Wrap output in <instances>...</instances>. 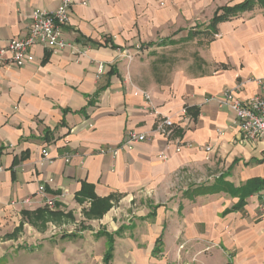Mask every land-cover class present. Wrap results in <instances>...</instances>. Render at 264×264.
Listing matches in <instances>:
<instances>
[{"label": "crops", "instance_id": "crops-1", "mask_svg": "<svg viewBox=\"0 0 264 264\" xmlns=\"http://www.w3.org/2000/svg\"><path fill=\"white\" fill-rule=\"evenodd\" d=\"M244 1L73 0L64 34L79 53L35 47L34 63L0 69V264H104L107 239L97 235L122 227L111 264H169L168 242L184 249L192 245L189 258L195 264L212 255L200 254L209 243L221 250L224 264H264V191L228 215L224 212L239 199L224 193L187 198L192 185L177 205L171 202L178 179L198 176L201 185L223 175L240 187L264 178V140H246L234 113L211 100L227 90H237L243 100L261 93L256 80L264 79V9L220 23L214 34L208 29L219 8ZM59 4L0 0V46L28 35L34 10L53 12ZM206 33L210 40L197 49L193 63L170 72L163 51ZM185 107L193 117L187 126L179 120ZM164 117L177 122L180 153L175 140L151 137ZM129 132L150 138L116 158L98 154L100 148L120 145ZM26 153L14 167L15 158ZM162 153L166 161L158 158ZM83 183L93 185L99 198L120 197L103 219L90 221L102 229L93 231L96 226L86 223L89 234L52 236L25 222L22 211L43 209L47 201L56 203L52 211L71 215L61 209L71 201L79 205ZM42 185L46 193L39 194ZM140 196L165 197L166 203L155 219L147 214L117 223L115 206ZM29 199V207L21 205ZM22 223L18 236L10 237ZM31 230L36 234L28 237ZM162 235L163 252L155 256Z\"/></svg>", "mask_w": 264, "mask_h": 264}, {"label": "built area", "instance_id": "built-area-1", "mask_svg": "<svg viewBox=\"0 0 264 264\" xmlns=\"http://www.w3.org/2000/svg\"><path fill=\"white\" fill-rule=\"evenodd\" d=\"M73 0H60L58 8L53 12H47L40 9L33 11L31 15V24L28 29L26 37L15 38L8 41L5 45L0 46V69L14 67L24 68L35 62L36 57L33 49L40 47L49 51H65L72 49L74 53H79L72 43H70L64 34L65 27L70 23L71 8ZM0 39V44H1ZM104 67L99 68V73L103 74ZM261 88V93L248 100L241 99L237 90H227L222 95L214 97L211 100L218 103L221 108L229 109L236 117L237 123L240 127L246 140H264V79L256 80ZM149 98L148 95H146ZM180 123L190 125L193 121L192 115L189 113V107H185L180 115ZM177 129V122L170 118L164 117L160 119L156 127L151 133V137L159 135L167 141L175 140V132ZM150 136L141 135L135 132H129L122 143L117 147H103L98 150V154L105 156L110 155L114 158L125 151H132L139 143L145 142ZM175 151L180 153L184 147L183 143L176 139ZM168 146L167 149H169ZM212 149L207 148V152ZM42 156L45 160L49 159V152L44 149ZM166 161L168 155L162 153L158 157ZM71 157H66V162L69 163ZM0 171L2 169L0 168ZM54 181L50 179L49 184ZM46 193L45 185L39 188V194ZM51 204L52 201H47ZM17 203L13 202L11 205L15 206ZM32 204L31 199L21 203L24 207H29ZM260 209L264 213V200L260 204Z\"/></svg>", "mask_w": 264, "mask_h": 264}, {"label": "trees", "instance_id": "trees-1", "mask_svg": "<svg viewBox=\"0 0 264 264\" xmlns=\"http://www.w3.org/2000/svg\"><path fill=\"white\" fill-rule=\"evenodd\" d=\"M257 8L264 9V0H246L241 4H237L233 7H223L219 8L211 21L208 29L212 31V34L216 32V27L223 22H227L232 18H235L243 13L254 11ZM103 89L99 90L95 94L94 98L89 102V107L94 106L95 101L98 99L99 95ZM85 109L83 112H86ZM189 113L192 114V109L189 108ZM28 154L26 153L20 159L15 158L14 167L19 165L22 161L27 159ZM225 176H220L215 179L213 183H206L201 185H192L184 193L187 198L202 197L216 194H227L233 198L239 199V202L232 208L224 212V215H228L233 212L241 211L247 204V199L255 194H259L264 191V178H256L247 181L240 187H235L232 183L225 180ZM120 200L119 196H110L108 198H99L95 193V188L93 185L88 183L82 184L81 191L76 195V201L79 205L84 206L83 215L89 221L101 220L104 218L108 212L114 207V204ZM86 206V207H85ZM162 207L161 205L156 206L153 211L149 214L148 218L155 219L157 216V210ZM23 218L25 222H28L34 227H45L46 224L62 220L63 218H71L72 215H64L60 212H54L49 207L43 209H38L34 212L22 211ZM24 223L16 229L13 235L10 237H17L21 232ZM90 229V228H89ZM124 231L122 227L117 233L110 234L108 232L102 231L98 233L97 237H105L107 239V252L104 256V264H111L113 260V253L115 247V237H120ZM164 242L163 235L158 238L153 254L156 256L163 252Z\"/></svg>", "mask_w": 264, "mask_h": 264}, {"label": "rangeland", "instance_id": "rangeland-1", "mask_svg": "<svg viewBox=\"0 0 264 264\" xmlns=\"http://www.w3.org/2000/svg\"><path fill=\"white\" fill-rule=\"evenodd\" d=\"M239 0H229V5L235 4ZM203 39V40H202ZM210 40V36L206 33L205 35L199 36L197 40L188 42V43H181L176 46H169L166 50L163 52L168 54V58H170V63H168V67L170 69V72H173L175 70H178L179 68L189 67L191 63L196 59V53L197 49L201 46H204L207 44V42ZM161 52V51H160ZM165 69V68H164ZM200 181V177H190V180L188 178L178 179L174 182V188L176 196L171 200L174 201V203H178V199L183 198V191L184 188H186L188 185H197ZM205 182V180H202L201 183ZM165 197H159L156 198V201L154 198L149 196H140L137 199H134L133 201H126L122 203L121 205L117 204L115 207L120 210H117V214L115 216V221L118 222H125L130 223L135 222V220L141 219L140 216H144L147 214H150L153 209L161 205L162 203H166ZM171 203L170 205H172ZM169 205V206H170ZM177 205V204H176ZM47 206L49 208H56V203L52 202L51 204L47 203L44 205V207ZM170 211H172L171 208H169ZM83 209L84 206H79L74 203V201H71V203H67V205H64V207L61 209V211H64L63 213H70L73 216V219L70 218H64L61 221H57V223L54 224H48L45 226V228H42V233L49 234V235H67L69 233H79L84 232L86 229L85 224H91L95 225L96 228H93V231H96L98 229H102L103 227L99 226V222L97 221H86L85 216L83 215ZM85 232H89L88 230ZM28 233V232H27ZM31 234L28 235V237L34 236L36 233L35 231L31 230ZM128 233V232H127ZM26 234V233H24ZM89 234V233H88ZM210 245L205 244L204 248H202L200 254H208L211 253L212 258H208L206 260L205 264H224L223 258L220 255V249L215 248L212 250L214 245L212 243H209ZM186 245L183 244H173L168 242L166 244L167 249L171 252L169 254V264H195L196 259L193 257V259H190L189 256L191 253L194 252V248L192 245H189V248H182ZM201 246V245H200ZM28 248L30 246H27ZM164 248V247H163ZM162 248V249H163ZM211 249V250H210ZM198 254V255H200ZM197 255V256H198ZM180 256V258H179ZM196 256V255H195ZM174 257L176 258L175 260Z\"/></svg>", "mask_w": 264, "mask_h": 264}]
</instances>
